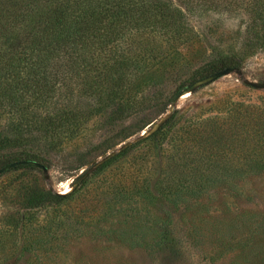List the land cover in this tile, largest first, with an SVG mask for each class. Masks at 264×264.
<instances>
[{
  "label": "rangeland",
  "instance_id": "obj_1",
  "mask_svg": "<svg viewBox=\"0 0 264 264\" xmlns=\"http://www.w3.org/2000/svg\"><path fill=\"white\" fill-rule=\"evenodd\" d=\"M138 1L140 10L169 6L188 34L173 42L157 33L124 40L135 75L104 111H89L82 132L61 138L58 147L51 148L56 137L43 140L32 129L21 139L0 141V165L32 155L46 168L0 174V264H264V166L238 153L206 159L185 149L174 157L167 141L187 118L216 114L228 101L264 104L259 45L237 69L181 95L208 75L218 54L249 44L250 0L209 13L188 11L185 0ZM40 70L54 73L60 89L46 104L50 114L68 100L73 107L81 66L48 63ZM170 109L178 124L164 141L142 142L101 172L90 165L138 141ZM7 119L0 117V132ZM108 144L115 146L102 153ZM78 176L75 184L86 180L57 201ZM188 176L197 181L189 184Z\"/></svg>",
  "mask_w": 264,
  "mask_h": 264
},
{
  "label": "trees",
  "instance_id": "obj_2",
  "mask_svg": "<svg viewBox=\"0 0 264 264\" xmlns=\"http://www.w3.org/2000/svg\"><path fill=\"white\" fill-rule=\"evenodd\" d=\"M138 2L0 0V117L4 115L10 120L6 129L0 132V141L21 139L22 132L32 129L43 133V140L48 136L56 137L51 148L58 147L61 138L82 132L90 118L89 111H104L108 102L123 92L135 75L137 69L126 59L122 47L125 41L142 34L157 33L167 42H173L188 34L181 15L169 6L161 4L140 10L136 5ZM233 3V0H185L188 11L204 13L227 9ZM245 29L249 44L231 53L218 54L210 74L237 69L250 48L254 45L264 48V0L246 3ZM59 62L79 64L84 73L74 106L71 107L72 102L68 100L62 111L51 115L46 104L58 98L60 89L54 81V73H43L40 67ZM205 76L207 74L201 77ZM217 112L206 117L191 116L177 128V114L173 112L156 131L121 149L95 171L106 170L142 142L164 141L167 133L175 128L177 131L167 138L173 156L185 149L191 150L195 157L200 155L206 159H229L238 153L246 154L247 158L258 160L264 166V104L228 101ZM69 124L73 126L69 128ZM134 133L123 135L121 139ZM114 146L106 145L102 153ZM25 160L36 161L34 156L28 155L9 159L0 168ZM19 168L33 169L28 166L14 169ZM79 177L72 181L68 192L55 196L57 201L73 194L78 186L73 185ZM188 179L191 182H184L182 186L196 180L189 176ZM82 180L81 183L86 179ZM182 186L178 184L174 188Z\"/></svg>",
  "mask_w": 264,
  "mask_h": 264
},
{
  "label": "water",
  "instance_id": "obj_3",
  "mask_svg": "<svg viewBox=\"0 0 264 264\" xmlns=\"http://www.w3.org/2000/svg\"><path fill=\"white\" fill-rule=\"evenodd\" d=\"M232 71V69H224V70H221V71H218V72H215L213 74H210V75H207L203 78H200L199 80H196L195 82H193L192 84H190L182 93L181 95H185L187 94L188 92H192L194 89H196L197 87H200V86H203V85H207L208 83H211V82H214L216 81L217 79L229 74L230 72ZM174 112V109H170L168 111V113H166V115L162 118V120H160L159 122L155 123L154 125H152L150 127V129L145 132L144 134H141L140 135V139L150 135L151 133H153L154 131H156L158 129V127L168 118L169 115H171L172 113ZM134 143V142H133ZM126 147V146H125ZM124 147V148H125ZM120 150H118L117 152H119ZM116 152V153H117ZM115 154V153H114ZM114 154H108L105 156V158L100 161V162H96V163H93V164H90L92 165L94 168H96L97 166H99L102 162H104L105 160L109 159L110 157H112ZM20 166H28V167H32V168H38L40 169L41 171H46V168L35 162V161H31V160H25V161H18V162H14V163H11V164H8L2 168H0V174H2L3 172L9 170V169H12V168H16V167H20ZM88 167V166H87ZM85 176V175H84ZM84 176L82 178H80L78 180V182L74 185L76 186L80 181L81 179L84 178Z\"/></svg>",
  "mask_w": 264,
  "mask_h": 264
},
{
  "label": "bare ground",
  "instance_id": "obj_4",
  "mask_svg": "<svg viewBox=\"0 0 264 264\" xmlns=\"http://www.w3.org/2000/svg\"><path fill=\"white\" fill-rule=\"evenodd\" d=\"M184 96H187V95L185 94ZM142 134H144V133H142Z\"/></svg>",
  "mask_w": 264,
  "mask_h": 264
}]
</instances>
